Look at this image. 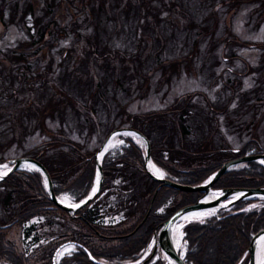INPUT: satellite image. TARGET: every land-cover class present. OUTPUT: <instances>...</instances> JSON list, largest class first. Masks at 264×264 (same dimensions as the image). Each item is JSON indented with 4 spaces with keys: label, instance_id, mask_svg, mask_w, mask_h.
Masks as SVG:
<instances>
[{
    "label": "trees",
    "instance_id": "obj_1",
    "mask_svg": "<svg viewBox=\"0 0 264 264\" xmlns=\"http://www.w3.org/2000/svg\"><path fill=\"white\" fill-rule=\"evenodd\" d=\"M104 1L106 0H47L45 12L50 13L52 17L42 20L41 16L35 17L31 0L20 9L16 7L17 0H14L11 7L14 12H18L20 25L28 32L30 39L21 42L18 46L21 48L20 52H11L6 53L7 56L5 54L0 56V63L6 69L4 72L0 70V77L7 79L14 94H22L16 97L20 99L19 103L14 104L9 110L11 118L15 117L13 123L21 125L23 122L20 116L29 112L33 117L34 126L37 125L48 136L41 143L22 150L18 154L30 155L40 160L50 173L55 194L65 195L72 202H78L89 193L96 175L95 153L100 142L112 130L108 129L96 134L99 145L92 147L86 145L92 131H96V126L100 125V119L94 118L93 114L96 115L94 101L97 99V89L101 79L95 80V76L80 79V73L74 71L70 73L68 69H65L57 76L59 83L56 85L53 80L49 79L53 71L50 61L40 69L29 60L32 59L33 54L39 55L41 43L48 39L50 33L63 35V24L56 20L54 15H58V13L52 7V3L61 7L60 12L64 15H72L71 5L82 10L94 29L82 33L84 44L79 38H75L74 41L80 42L81 47L86 42L91 44L90 48L94 47L93 44L95 45L94 50L90 48L88 50L91 53L89 59H92V63L97 61V56H105L106 49L109 51L111 49L100 32L105 34L107 30L112 31L113 28H108V22L103 18L102 5ZM231 1L237 3L240 0ZM170 2L169 0H125L124 18L128 25L129 35V31L132 29L133 37L138 42L140 36L137 32L141 29L139 35H145L141 37L149 43L148 46H152L153 39H159L156 30L157 22L160 19L156 11L157 5ZM115 3L117 5V2ZM110 6H114V3H110ZM173 13L182 12L177 9ZM31 15L34 19L29 21ZM202 15L204 17L206 12ZM3 20L4 8L0 4V21L3 23ZM32 27L36 29L38 38H36L35 32H31ZM145 29H148L149 32H142ZM206 31L208 29L204 28V32ZM159 32L163 35L160 29ZM197 32L199 33V31ZM77 33L81 32L77 31L76 36ZM193 38H195L194 35ZM193 42L195 45L197 39L195 38ZM109 60L110 58L105 57L100 65L102 67L111 65ZM164 61L153 59L150 63L154 69ZM8 64H10L9 67ZM134 72L138 74V70H134ZM147 73H144L143 81H147L149 77ZM71 76H74L75 79ZM82 80L84 82L80 83ZM118 82L120 81L117 77L112 78V83L118 84ZM48 87H51L52 90L48 89L47 93ZM37 88L44 90H36ZM34 91L38 92L37 96H44L45 100L38 101L39 104H37L35 99L38 97L34 96ZM234 93L235 91H232V95ZM246 94L247 91L242 92L241 96ZM191 96L188 94L160 110H151L140 114L124 112V117L129 119V126L142 131L148 137L151 159L166 172V177L185 184H197L216 171L227 159L247 153L264 152V146L260 145L258 138L253 137L254 135L249 136L239 147L237 146L236 150L232 148L219 149L212 145H216L215 140L213 142L211 137L209 138L212 134L205 135L202 122H197L194 127L199 128L203 139L201 142H197V139L190 143V148L188 147L190 152L185 149L184 144L179 145L178 148L174 147L175 138L172 128L176 120L178 125L176 135L179 139L187 135L188 129L184 120L188 115L196 116L199 111H202L208 117L206 108L212 113L217 108L223 112L226 111V108L208 102L206 108L200 107L190 111L188 108L193 105L190 100ZM254 97L257 101L248 102L247 99L240 101V107L243 103L247 104V107L242 108V111L257 110L256 104L263 100L256 94ZM66 106H70L68 109L70 112L65 111ZM55 113L60 125L66 119L68 129L76 130L80 138L81 132L86 128L83 138L79 140L72 137L61 126L56 129L49 128L46 116H55ZM251 120L244 122L243 125L237 123L236 127L244 128L243 126L249 124L252 126V130H255L258 121ZM1 130H3L2 135H7L6 132L9 133L8 126ZM157 131L159 133L155 134ZM166 131L168 132L164 134ZM119 138L122 143L115 149L107 150L102 157V184L99 192L82 207L77 208L74 214L58 207L50 200L41 173L36 169H16L0 180V187H3L4 195L2 203H5L4 208H7L6 211L10 215L8 219L10 223L23 225L33 216L40 217V215H47L46 213H50L49 211L55 210L61 211L66 215V218L77 223V227L73 228L66 222L65 230L60 232L63 239L61 242L71 241L76 244L71 250L62 253L57 258V264H101L94 262L88 256L85 248L97 260L107 263L169 264L159 248H156L152 254L145 255L139 262L134 263V261L147 250L160 223L179 207L194 202L202 194V191L180 190L153 179L144 167V150L134 142L131 135L119 134ZM158 138L163 140L165 146L155 144V140ZM13 140L14 138H5L0 142V151L4 150ZM15 140L19 145H22L20 137ZM208 145H210L209 150ZM179 152L180 157H175ZM7 159L0 155V162ZM262 185H264V166L256 160H250L226 170L212 184V187ZM108 216L111 218L108 219ZM261 228H264V198L258 197L241 199L229 208H222L214 214L189 220L182 228L184 233L182 238L185 241L184 260L186 264H247L249 241L252 235ZM1 229L3 226H0V252L8 258L10 264H24L28 257L23 252H15L13 245L5 241V235ZM25 233L28 235L30 231L26 230ZM56 246L50 247L39 255V259L45 260L42 264H51L52 253Z\"/></svg>",
    "mask_w": 264,
    "mask_h": 264
},
{
    "label": "rangeland",
    "instance_id": "obj_2",
    "mask_svg": "<svg viewBox=\"0 0 264 264\" xmlns=\"http://www.w3.org/2000/svg\"><path fill=\"white\" fill-rule=\"evenodd\" d=\"M28 1L30 0H17L16 7L20 9ZM31 1L35 17L41 16L42 20L52 17L50 13L45 12L47 0ZM169 1H171L169 4L157 5L156 11L160 19L157 22L158 25H155L159 39H153L152 46H148L149 43L141 37L145 35H139L141 29L137 32L140 36L138 42L133 37L132 29H130L129 35L128 25L124 18L125 0L104 1L102 5L103 18L108 22V28H113V30H107L105 34L99 32L111 50L106 49L105 56H97L95 63L89 59L91 53L88 50L91 44L86 42L81 47L80 42L74 41L75 38H79L84 44L82 33L94 29L84 12L71 5L72 15H64L60 12L62 8L52 3V7L58 13V15H54L56 20L63 24V35L50 33L48 39L41 43L39 55L33 54L29 61L40 69L50 61L53 71L49 79L53 80L56 85L59 83L57 76L65 69H68L70 73L73 71L80 73V79L93 76H95V80L101 79L97 89V99L94 101L96 115L93 114L94 118L100 119V125L96 126V131H92L86 144L89 147L99 145L96 134L108 129L129 126V119L124 117V112L140 114L164 109L188 94L192 95L190 100L193 103L188 108L190 111L200 107L206 108L207 102L224 107L226 111L223 112L217 108L212 113L206 108L208 117L202 111H199L196 116L188 115L184 120L188 129L187 135L179 139L176 135L178 127L176 120L172 128L175 138L174 147L178 148L179 145L184 144L183 146L188 151L190 143L197 139V142H201L203 139L200 135L201 131L194 127L197 122L203 123L205 135L212 134L209 138L211 137L212 141L216 142V145H212L219 149L232 148L236 150L237 146L239 147L251 135L258 138L260 145L264 146V0H240L237 3H233L231 0ZM13 2L14 0H0V4L4 8V20L3 23L1 22L2 24L0 23V56L6 55V53L20 52L21 48L18 46L21 42L30 39L28 32L20 25L18 12H14L11 7ZM110 3H114V6H110ZM177 9H180L182 13H173ZM204 12H206L205 18L202 15ZM31 16H29V21L34 19L33 15ZM112 25L113 27H110ZM204 28H207L208 31L204 32ZM77 31L81 33H77L76 36ZM31 32H35L36 38H38L34 27ZM142 32L149 31L145 29ZM193 35L197 39L195 45ZM93 46L95 47L94 44ZM94 47L90 49L94 50ZM105 57L110 58L111 65L107 63L109 66L102 67L100 62ZM153 59L165 61L153 69L150 63ZM9 65L7 66L9 67ZM3 67L0 63V70L4 72L6 69ZM134 70H138V74ZM145 72L149 74L147 81H143ZM71 77L75 79L74 76ZM113 77H117L120 82L112 83ZM83 82L84 80L80 83ZM40 89L44 90L43 88L36 90ZM48 89L52 90L51 87H48L47 93ZM232 91H235L233 95ZM245 91L247 94L241 96ZM33 94L38 97L35 99L37 104H39L38 101L45 100L44 96H37L38 92L34 91ZM254 94L261 96L263 100L256 104L257 110L242 111V108L247 107V104L243 103L240 107V101L243 99H247L248 102L257 101ZM21 95L20 93L14 94L7 79L0 77V134L3 131L1 129L6 126L9 128V133L6 132L7 135H0V142L5 138H14L4 150L0 151V155L7 158L19 155L18 153L22 150L32 148L33 145L41 143L48 137L37 125L34 126L33 117L29 112L20 116L23 122L21 125L13 123L15 117L11 118L9 110L14 104L19 103L20 99L16 97ZM37 104L34 103V105ZM69 108L70 106H66L65 111H68ZM226 114L228 115L226 116ZM251 119H255L254 122L258 121L255 130H252V126L249 124L243 126L244 128L236 127L237 123L243 125L246 121H252ZM46 123L49 128L53 129L61 126L66 133L79 140L86 132L85 128L81 132L80 138L76 130L68 129L66 119L60 125L56 113L55 116L47 115ZM144 123L146 124V122ZM213 128L214 130H211ZM202 132L204 131L202 130ZM158 133L157 131L155 134ZM118 134L115 133L109 138L111 146L109 145L108 149H115L122 143ZM121 134L131 135L134 142L145 150V141L138 134L132 131H123ZM159 135L161 136V134ZM19 137L22 145H19L15 140ZM155 144L165 146L163 140L159 138L155 140ZM209 148L210 145H208V150ZM180 155L179 152L175 157H180ZM151 163L158 167L161 172L159 175H166L162 168L154 164L153 161ZM8 165V162L1 163L0 172L4 171ZM22 168L31 169L32 167L24 164ZM2 192L3 187H0V226H3L1 232L5 235V241L13 245L15 252H23L28 257L24 264H42L45 260L39 259V255L63 240L60 232L65 230L67 223L70 227H77L76 222L69 220L64 213L56 210L49 211L50 213L40 215V217L33 216L23 225L10 223L8 221L10 215L6 211L7 208H4L5 203H2L4 197ZM60 197L67 202L71 201L65 195H60ZM210 212L213 210L204 211L203 214L193 216V218ZM107 218L109 219L111 216ZM187 219L179 221L180 234L177 239L178 249L182 252L185 250L182 227ZM26 230L30 231L28 235L25 233ZM153 243L154 240L151 241L148 249ZM72 248L71 246L61 248L58 257ZM0 264H10L8 258L1 252ZM260 264H264V260Z\"/></svg>",
    "mask_w": 264,
    "mask_h": 264
},
{
    "label": "water",
    "instance_id": "obj_3",
    "mask_svg": "<svg viewBox=\"0 0 264 264\" xmlns=\"http://www.w3.org/2000/svg\"><path fill=\"white\" fill-rule=\"evenodd\" d=\"M122 131H132L138 134L146 143V152L144 157V166L148 172V174L155 180L159 181L161 184L171 186L181 190H200L203 191V194L194 202L186 204L177 210H175L168 218L163 220L160 223V227L158 232L156 233L155 241L152 246L151 254L154 250L159 247L161 251L165 254L168 258L170 264H186L184 260V255L178 248L173 244L170 235H169V228L170 226L183 219L189 213L193 212H200L205 210H213L216 211L218 208L228 207L232 205L234 202L240 199H245L253 196L264 197V186H253V187H222L219 189L212 188V184L219 178V176L224 173L227 169L231 166L246 162L249 160H257L262 165H264V152L263 153H249L241 156H237L235 158H231L225 160L220 167L213 172L205 181L198 183V184H184L163 175L156 174L149 169V163L151 162L150 156V144L148 138L138 129L132 127H119L111 130L106 138L101 143L100 147L98 148L95 154V161L97 165V175L95 177L94 184L86 197L80 200L77 203H69L62 198L58 197L53 190V183L50 177V174L46 167L42 164L41 161L38 159L31 157V156H16L11 158L9 161L11 162L10 168L6 170L4 173L0 174V179H3L6 175L10 172L14 171L15 169L20 168L23 164H29L34 168H37L40 173L42 174L45 183L46 189L48 192V196L50 200H52L58 207L74 212L77 208L83 206L87 203L101 187L102 183V168H101V158L106 149H104L105 144L108 142L109 138L115 134L120 133ZM95 189V191H94ZM213 192L215 194L214 197L208 198L207 194ZM78 205V207L76 206ZM264 233V228L259 229L255 232L248 244L247 251L249 253V258L247 264H258L255 258V252L258 245V241L261 235ZM67 245V242H63L59 244L53 254H52V264H56V256L58 251L61 247ZM88 256L97 263L101 264H114V263H107L102 260H97L90 251L85 248ZM142 264V263H141Z\"/></svg>",
    "mask_w": 264,
    "mask_h": 264
},
{
    "label": "bare ground",
    "instance_id": "obj_4",
    "mask_svg": "<svg viewBox=\"0 0 264 264\" xmlns=\"http://www.w3.org/2000/svg\"><path fill=\"white\" fill-rule=\"evenodd\" d=\"M114 141H113V143H114ZM110 144H111V140H108V142L104 146V149L108 148ZM148 166L152 172H154L156 174L161 173L160 170L157 167H155L151 162L149 163ZM214 196H215V194L213 192H210L207 194L208 198H212ZM202 212H204V211H200L197 213L196 212L189 213L183 219L200 215V214H202ZM179 234H180V223L177 221V222L173 223L169 228L170 238L176 247H178V239L177 238H179ZM262 238H264V233L261 235V237L258 241V245H257L256 252H255V258H256V261L258 264H260L264 260V239H262Z\"/></svg>",
    "mask_w": 264,
    "mask_h": 264
},
{
    "label": "snow or ice",
    "instance_id": "obj_5",
    "mask_svg": "<svg viewBox=\"0 0 264 264\" xmlns=\"http://www.w3.org/2000/svg\"><path fill=\"white\" fill-rule=\"evenodd\" d=\"M94 191H95V189H94ZM77 207H78V205H76ZM262 239H264V238H262Z\"/></svg>",
    "mask_w": 264,
    "mask_h": 264
}]
</instances>
